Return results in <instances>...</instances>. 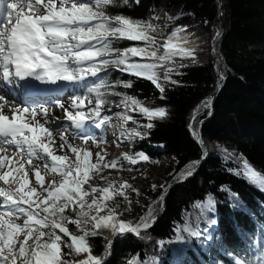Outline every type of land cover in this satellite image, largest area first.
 Returning <instances> with one entry per match:
<instances>
[{
    "label": "snow or ice",
    "instance_id": "snow-or-ice-1",
    "mask_svg": "<svg viewBox=\"0 0 264 264\" xmlns=\"http://www.w3.org/2000/svg\"><path fill=\"white\" fill-rule=\"evenodd\" d=\"M127 3L128 0H0V81L26 92L32 91L33 81L56 88L62 82L85 88L82 94L69 98L67 107L59 100L55 102L74 129L71 133L68 127L54 130L48 126L59 120L53 116L52 108L25 106L0 94V264H105L106 257L93 255L91 237L107 230L113 236L131 233L143 239L141 232L146 234L155 223L156 205L163 203V193L138 221H123L119 219L123 213L117 211L119 204L110 208L108 202L121 197L128 205L124 211H131L127 190L137 196L139 190L128 181L100 175L104 169H123L122 161L135 165L150 158L138 152L107 161L108 153L101 148V143L107 141L92 135L89 126L99 128L111 123V117L102 113L104 105L115 103L122 109L115 114L121 121V136L143 139L146 133L128 127L129 121L137 123L130 113L141 114L149 121L143 127L152 129L155 124L151 121L166 119L167 110L146 106L127 92L115 91L118 85L132 88L133 81L110 83L109 66L150 81L163 94V81L170 80L174 70L169 64L175 65L178 56L195 59L196 49L182 35L184 27L174 29L157 46L154 33L162 29L152 19L158 18L139 20L110 12V8ZM120 41L142 44L120 48L116 46ZM110 96L120 97L118 103L111 101ZM206 106H210V101ZM192 134L199 139L195 131ZM69 135L82 143H71ZM90 141L100 149L95 161ZM225 153L223 159L227 163L232 154L227 150ZM241 159L239 168L228 171L264 189V174ZM199 164L200 161L189 164L178 174V182L194 175ZM97 177L107 186L92 184ZM156 187L152 185L153 190ZM160 187L164 189V185ZM215 203L211 195L206 201H197L193 205L200 213L196 225L189 214L183 227L177 228V240L186 242L181 233L201 243L211 240L208 228L217 221L207 219L206 213L215 211ZM201 216L207 220L203 229L199 226ZM70 224L79 235L70 231ZM244 236L249 238L248 234ZM255 243L249 245V250ZM259 243L261 251L251 257L231 251L225 254L232 258V264H264V236ZM127 264L158 262L135 256Z\"/></svg>",
    "mask_w": 264,
    "mask_h": 264
},
{
    "label": "trees",
    "instance_id": "trees-1",
    "mask_svg": "<svg viewBox=\"0 0 264 264\" xmlns=\"http://www.w3.org/2000/svg\"><path fill=\"white\" fill-rule=\"evenodd\" d=\"M163 3L169 10L182 8L184 17L174 23L171 31L184 27L182 35L196 49L195 59L178 56L175 65L168 66L180 69L181 74L176 77L179 85L164 84L165 92L161 94L150 81L111 66L107 77L110 83L132 80V88L118 85L115 91L127 92L146 106L167 110L166 119L151 121L155 127L145 132L137 149L152 160L175 157L178 172L200 160L203 150L189 123L197 107L214 97L212 113L201 126L202 142L229 150L232 159L224 163L218 157H207L196 174L168 188L163 203L156 205L155 223L146 234L141 232L143 239L131 233L113 236L107 230L91 237L93 255L106 257L105 264H127L133 256L154 259L158 264H212L208 258V250L212 249L217 264H232V258L210 245V240L201 243L181 233L186 242L179 241L184 245L180 246L177 228L183 227L189 214L195 226L200 213L193 205L211 195L218 204L206 217L217 221L223 248L253 256L249 245L253 244L258 227H264V189L228 169L239 168L241 158H245L258 173L264 174V0H139L137 4L128 0L126 5L110 8V12L149 20ZM217 27L220 34L214 52L212 41ZM136 44L142 43L120 41L116 46ZM217 58L222 62L221 72ZM119 99L110 96L114 102ZM130 114L137 121H129L130 126L149 122L142 115ZM223 188L227 191L221 192ZM199 226L207 227L203 216ZM69 229L75 228L70 224ZM208 231L214 238L215 230L209 227Z\"/></svg>",
    "mask_w": 264,
    "mask_h": 264
},
{
    "label": "rangeland",
    "instance_id": "rangeland-1",
    "mask_svg": "<svg viewBox=\"0 0 264 264\" xmlns=\"http://www.w3.org/2000/svg\"><path fill=\"white\" fill-rule=\"evenodd\" d=\"M133 1L136 4L138 3L137 0H133ZM154 17L158 18V19H152L153 23L158 24L160 26V28L167 31L168 34L170 31V34H171V32L173 31V30L171 31V29H172L174 23L176 21L182 19L184 17V14L182 12V8L169 10L168 7L166 6V4L163 3L157 9H155L153 18ZM170 18H172V19H170ZM218 32L220 34V28L219 27H217L216 32L214 34V37ZM154 34L158 35L159 33H154ZM218 36L219 35H217V37ZM214 37H213V39H214ZM217 37H216V39H217ZM162 38H163V35L161 34L160 39H162ZM162 43H163L162 41L157 40V46H159ZM214 44H215V41H214ZM214 44H213V46H214ZM214 49H215V46L213 47V51L215 52ZM172 68L174 70L170 74V79L178 82L176 77L181 74L180 69L174 68V67H172ZM221 75H222V73H221ZM162 81H163V77H162ZM171 81H169L168 86H170L172 84ZM164 84H166V82H164ZM177 85H179V82L177 84H174L173 86H177ZM109 99H110V97H109ZM207 101H210V106H206ZM29 103H32V101H30ZM63 103L65 104V106L69 105V103L66 104L65 100L63 101ZM213 103H214V97L208 98L205 102H203L201 105H199L197 107V109L195 110L194 115H193V117L189 123V128L191 130V133H193V131H195L198 134L199 139L195 138V140L198 142L200 141L199 143L201 145V148L203 150V155H205V157H218L224 161L223 158L226 154L225 150H227V149H225L221 146H218L217 144L211 143V142L208 144L205 142H202L201 132H199V128L201 131V126H202V123H204L206 116L209 117L212 113ZM31 106L35 107L36 103L32 104ZM55 108L58 109V112H56V114L54 116L58 117L59 120L64 119L63 110H60L58 106H55ZM104 108H105V111L102 113V115L110 116L111 117V123H109L103 127H99V128L95 127L94 125H90L89 131L96 138H98V139L103 138V140L107 141V143H103V142L101 143V148L106 149V151L108 153V155L106 156V160L111 161V160H114L117 158H121L122 154H124V153L133 154V153L143 152L144 154H146L144 151H139L137 149V147H138L137 145H139V141H141L143 139L136 137L133 140H128L125 137L121 136V129H120L121 121L119 120V118L115 114L117 112L122 111V109L116 107L115 103L106 104V105H104ZM58 122H60V121H58ZM52 124H51V128L57 129L56 127H58V125L56 124V126H55V124H53V125ZM69 124H70V122H69ZM69 124H66V125L68 126L69 130H71L73 132L74 129L72 128L71 124L70 125ZM143 125H145V124L138 125L136 128H138L142 133H145L148 129L144 128ZM128 127H135V126L134 125H131V126L128 125ZM74 143L78 145V144H81L82 142L79 139H74ZM89 144H90L91 150L94 153L93 161H95V153L97 151H100V149L96 148L95 144H92L91 141L89 142ZM160 148H161V150H163L164 146H161ZM65 151H68V150L66 149ZM227 152L230 153L229 150H227ZM59 154H63V153L59 152ZM211 154H213V155H211ZM69 155H71L70 152H69ZM231 159H229L228 162H230ZM196 161H200V164L198 166L200 168L201 164H203L202 158L200 160H196ZM122 163L124 164L123 169H104L100 173V175L108 177L109 180L128 181L132 185L133 188L139 190V193H140L139 196H137L135 192H132L131 189L127 190L129 193L130 199L132 201L131 211H124V209L128 205L125 201H123V199L121 197H117L115 199V201H109L108 202L110 208L116 207V205L119 204V208L117 209V211L123 213L122 215L119 216V219L123 220V221H132V222L138 221L139 218L147 211L148 206L150 204H152V202L157 201L158 197H160L162 193H164V198H165L166 194L168 193V191H167L168 188H170L171 185H176L177 183H179L178 182V174L182 171V170L179 172L177 171L178 162H177V159L175 157H172V156H170L164 160H152V159H149V161H142L141 160L139 163H137L135 165H132V164L128 163L127 161H122ZM191 163H189V164H191ZM224 163H225V161H224ZM187 166L184 167L183 170H186ZM199 168L195 171L194 174H196V172L199 170ZM128 169H131V170H128ZM91 183L94 185H98L100 187L107 186V182L104 180H101L99 177L92 180ZM153 184H155L157 186L155 190H153V188H152ZM161 185H164V189H161V187H160ZM168 185H169V187H168ZM84 187L87 189L88 185H85ZM226 191L227 190H225V188L221 189V192H226ZM88 199L90 200L91 197H89ZM213 199H215V198L213 197ZM137 201H139V203H137ZM215 202H216L215 203V206H216L218 204V202L216 200H215ZM103 214H105V213L102 212L101 215H103ZM72 226H74V225H72ZM69 227H70V225H69ZM74 228L75 229H73L72 232L74 234L79 235L80 234L79 231L76 229L75 226H74ZM211 228H213V230H215V234H216L215 236L216 237L214 236V238H212L210 240V243H211L210 245H214V247H216V249H219L221 253H225L226 249L222 248L221 236H220L219 229L216 227V225L211 226ZM262 236H264V233L261 231V229H259L257 236L254 239V241L256 243L251 250V253L253 256L256 255L255 253H257L259 250H261V244H258V242ZM177 243L182 247L184 246L178 240H177ZM208 254L209 255L211 254V249L208 250ZM133 257H135V256H133ZM133 257H131V258H133ZM80 258H83V257H80ZM211 260L215 261L212 256H211Z\"/></svg>",
    "mask_w": 264,
    "mask_h": 264
},
{
    "label": "bare ground",
    "instance_id": "bare-ground-1",
    "mask_svg": "<svg viewBox=\"0 0 264 264\" xmlns=\"http://www.w3.org/2000/svg\"><path fill=\"white\" fill-rule=\"evenodd\" d=\"M163 26V25H162ZM163 35V38L162 39H160V35ZM155 35V34H154ZM170 34H168L167 33V31H165V30H163L162 29V32H160L158 35H156V37H157V40H159V41H162L163 43L166 41V39H167V37L169 36ZM217 37V36H216ZM215 37V38H216ZM162 43V44H163ZM172 79H170L169 81H171ZM169 81H163V82H166V84H168L169 83ZM172 81H175V80H172ZM178 83V82H177ZM177 83H175V84H177ZM0 84H1V89H2V91H3V95H6V98H8V97H13L14 98V100H15V102L16 103H18V104H24L25 106H28L30 103V101H32V104L35 102V101H37V100H41V101H44L45 102V104H43V106H45V107H50V108H52V111H53V116L56 114V112H58V109L57 108H55V106H57L56 105V101L57 100H59V101H61V102H63L64 100L63 99H66L67 97H69V94H64L63 96H61L60 95V93L58 92V93H54V94H52V95H43L42 96V98L43 99H38V98H31V99H33V100H31V99H29V100H25V99H23L21 96H19V95H17V96H14V95H8L7 93H6V88H8V86L9 85H7V84H5L3 81H0ZM173 84V83H172ZM10 88H15V86H9ZM75 86L74 85H72V84H68V83H61V85H60V87L59 88H61V90H68L69 91V93H72V92H74V91H72L73 90V88H74ZM77 94V93H76ZM66 101V104H68V103H70V99H66L65 100ZM67 107V106H66ZM60 109V108H59ZM60 110H62V109H60ZM7 111V110H6ZM9 115H10V113H8ZM55 117V116H54ZM57 121H60L59 122V124H58V127H68L66 124H69V122L67 121V120H65V119H62V120H53L52 121V123L53 124H55ZM43 122V121H42ZM51 123V124H52ZM51 124H49L48 126L49 127H51ZM52 124V125H53ZM70 125V124H69ZM58 127H56V128H58ZM91 128V127H90ZM54 130H56V129H54ZM69 132L71 133L72 131L71 130H69ZM199 132H201L200 131V128H199ZM69 141L71 142V143H73V144H75L74 143V138H73V136L72 135H69ZM200 142V141H199ZM59 143H60V141L57 139V141H56V144H57V146L59 145ZM205 148V147H204ZM57 154L59 155V152H57ZM211 155H213V154H211ZM206 159H207V157H205V155H202V163H204L205 161H206ZM217 198V197H216ZM215 200V199H214ZM259 229H261V231H262V229H264V227H258V229H257V232H256V236H257V233H258V230ZM264 233V232H263ZM216 237V236H215ZM256 238V237H255ZM260 241V240H259ZM217 243V242H216ZM215 243V244H216ZM258 244H260L259 242H258ZM213 247V246H212ZM224 249V248H223Z\"/></svg>",
    "mask_w": 264,
    "mask_h": 264
},
{
    "label": "water",
    "instance_id": "water-1",
    "mask_svg": "<svg viewBox=\"0 0 264 264\" xmlns=\"http://www.w3.org/2000/svg\"><path fill=\"white\" fill-rule=\"evenodd\" d=\"M218 33H219V32H218ZM216 36H217V34L215 35V37H216ZM215 37H214L213 42H212L213 44H214V41H215V39H216ZM213 44H212V45H213ZM214 50L216 51V49H214ZM217 61H218V63H219V69H218V71L221 72V70H222V62H221V60H220L219 58H217ZM220 76H222V75L220 74ZM173 186H174V185H171V186H170V189L173 188Z\"/></svg>",
    "mask_w": 264,
    "mask_h": 264
}]
</instances>
